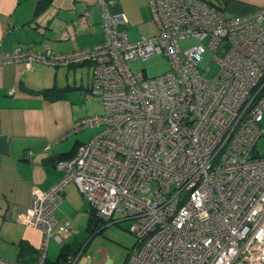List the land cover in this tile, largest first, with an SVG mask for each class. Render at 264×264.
I'll return each mask as SVG.
<instances>
[{"label":"built area","instance_id":"1","mask_svg":"<svg viewBox=\"0 0 264 264\" xmlns=\"http://www.w3.org/2000/svg\"><path fill=\"white\" fill-rule=\"evenodd\" d=\"M98 5L100 43L0 53V64H92L90 92L104 106L60 138L98 128L74 157L56 162L63 177L32 192L22 221L43 231L35 264H48L52 237L63 244L72 233L55 214L70 183L98 217L131 221L138 242L125 264H264V5L227 17L206 0H149L157 33L136 41L117 28L124 13L107 0ZM189 37L198 43L183 49ZM208 52L215 75L202 66ZM156 55L171 65L158 76L129 66ZM0 264L25 263L0 256Z\"/></svg>","mask_w":264,"mask_h":264},{"label":"crops","instance_id":"2","mask_svg":"<svg viewBox=\"0 0 264 264\" xmlns=\"http://www.w3.org/2000/svg\"><path fill=\"white\" fill-rule=\"evenodd\" d=\"M107 1L113 13L125 14L127 22L119 26L131 41L157 33L149 0ZM242 3L231 8L247 14L262 7L264 0ZM103 39L98 0H0V53L18 46L70 52ZM92 73L93 66L88 63L0 64V256L8 261L19 260L20 240L37 249L43 241L41 229L22 221L32 204L34 188L46 190L58 182L63 172L55 167L56 162L74 157L78 147L93 135L87 139L79 131L60 139L76 120L89 116L72 112L74 102L67 93L78 90L84 98L90 95ZM54 86L66 88V96L46 98L43 89ZM77 190L73 183L66 186L64 201L55 213L60 221L79 210H88L89 220L91 205L87 208V200L80 198Z\"/></svg>","mask_w":264,"mask_h":264},{"label":"rangeland","instance_id":"3","mask_svg":"<svg viewBox=\"0 0 264 264\" xmlns=\"http://www.w3.org/2000/svg\"><path fill=\"white\" fill-rule=\"evenodd\" d=\"M212 4L225 8L224 13L227 17L241 15L235 12L233 5L241 7L243 0H207ZM238 3V4H237ZM118 30H122L118 25ZM198 40L194 37L184 38L179 41L183 49H189L196 45ZM213 52L205 54L202 66H210V75H215L218 70L216 61L212 58ZM129 66L134 72L144 71L148 77L158 76L171 68L169 60L163 55H156L146 60L140 58L129 61ZM70 98L73 104V113L76 115H94L103 112V102L91 92L85 98L78 90H70ZM69 96V95H68ZM70 114V112L68 113ZM98 131V128H88L80 134L87 138ZM259 148L264 150V139L259 142ZM78 191V190H77ZM80 198L81 193L78 191ZM86 203V202H84ZM87 208L89 207L88 202ZM57 216V215H56ZM125 216L122 212H116L114 218ZM71 224L72 233L65 238V242L86 243L82 255L75 264H84L89 257L96 262L103 264H125L131 250L135 247L138 240L133 232L130 231L131 221L129 219L120 222L109 223L103 227L101 232L92 233L88 229V210L78 211L66 219ZM62 244L58 243L53 237L49 241L48 259L54 260L60 251ZM14 261V259H10Z\"/></svg>","mask_w":264,"mask_h":264},{"label":"trees","instance_id":"4","mask_svg":"<svg viewBox=\"0 0 264 264\" xmlns=\"http://www.w3.org/2000/svg\"><path fill=\"white\" fill-rule=\"evenodd\" d=\"M81 65V64H80ZM153 77V76H152ZM67 89L64 87L54 86L51 88L43 89V94L46 98L50 100H57L60 98H64L66 96ZM67 159V158H61ZM108 221L103 220L102 218L98 217L95 210L91 207L90 216L88 220V229L91 230L92 233L94 232H101L103 227L106 226ZM86 243H69L64 242L60 248V251L57 255V258L54 261H49L47 259L48 264H68V258L72 254L78 253L82 248L85 249ZM19 253L18 257L20 262H24L25 264H35L39 258L40 250L34 247L26 240H20L18 243ZM83 249V251H84ZM32 256L33 259L31 260L28 258Z\"/></svg>","mask_w":264,"mask_h":264}]
</instances>
